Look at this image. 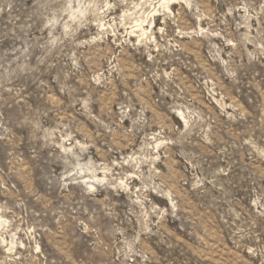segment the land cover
<instances>
[{
  "label": "rangeland",
  "instance_id": "1",
  "mask_svg": "<svg viewBox=\"0 0 264 264\" xmlns=\"http://www.w3.org/2000/svg\"><path fill=\"white\" fill-rule=\"evenodd\" d=\"M0 264H264V0H0Z\"/></svg>",
  "mask_w": 264,
  "mask_h": 264
},
{
  "label": "bare ground",
  "instance_id": "2",
  "mask_svg": "<svg viewBox=\"0 0 264 264\" xmlns=\"http://www.w3.org/2000/svg\"><path fill=\"white\" fill-rule=\"evenodd\" d=\"M142 29V28H141Z\"/></svg>",
  "mask_w": 264,
  "mask_h": 264
}]
</instances>
